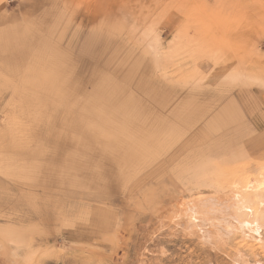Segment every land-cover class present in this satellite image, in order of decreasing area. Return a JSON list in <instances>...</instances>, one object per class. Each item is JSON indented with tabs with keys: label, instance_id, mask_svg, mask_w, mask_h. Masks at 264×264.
I'll return each mask as SVG.
<instances>
[{
	"label": "rangeland",
	"instance_id": "1",
	"mask_svg": "<svg viewBox=\"0 0 264 264\" xmlns=\"http://www.w3.org/2000/svg\"><path fill=\"white\" fill-rule=\"evenodd\" d=\"M261 175L264 0H0V264H264Z\"/></svg>",
	"mask_w": 264,
	"mask_h": 264
},
{
	"label": "bare ground",
	"instance_id": "2",
	"mask_svg": "<svg viewBox=\"0 0 264 264\" xmlns=\"http://www.w3.org/2000/svg\"><path fill=\"white\" fill-rule=\"evenodd\" d=\"M212 200L205 213H201L202 207L196 206L192 200L185 202L187 208H184L189 227L200 233L206 243H217L224 233L238 230L244 237L252 239L260 230L264 231V175L249 180L244 185H233L225 200ZM227 221L233 224L229 225ZM242 262L238 260L236 263L244 264Z\"/></svg>",
	"mask_w": 264,
	"mask_h": 264
}]
</instances>
